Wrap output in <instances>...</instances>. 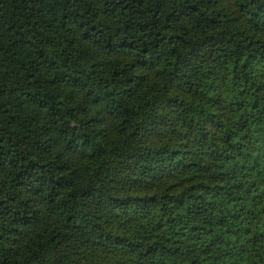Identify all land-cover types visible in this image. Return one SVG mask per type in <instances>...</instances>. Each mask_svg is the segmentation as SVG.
<instances>
[{"label": "trees", "instance_id": "16d2710c", "mask_svg": "<svg viewBox=\"0 0 264 264\" xmlns=\"http://www.w3.org/2000/svg\"><path fill=\"white\" fill-rule=\"evenodd\" d=\"M0 264H264V0H0Z\"/></svg>", "mask_w": 264, "mask_h": 264}]
</instances>
